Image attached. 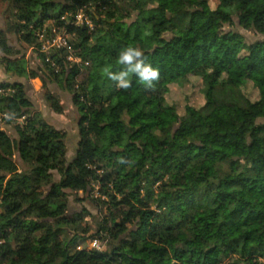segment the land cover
I'll use <instances>...</instances> for the list:
<instances>
[{"label":"trees","instance_id":"16d2710c","mask_svg":"<svg viewBox=\"0 0 264 264\" xmlns=\"http://www.w3.org/2000/svg\"><path fill=\"white\" fill-rule=\"evenodd\" d=\"M208 4L9 0L0 65L25 79L0 81V117L17 132L0 125V264H264V0ZM80 11L92 27L75 23ZM54 27L68 45L47 53L40 36ZM12 35L37 52V68ZM128 45L159 69L151 87L134 74L126 89L108 78ZM35 78L57 113L50 83L73 95V155L68 131L35 110L26 84ZM192 78L204 102L181 113L171 85ZM97 184L107 201L94 198ZM69 191L108 204L95 234L87 209L70 213ZM95 237L104 251L88 248Z\"/></svg>","mask_w":264,"mask_h":264},{"label":"rangeland","instance_id":"374dc122","mask_svg":"<svg viewBox=\"0 0 264 264\" xmlns=\"http://www.w3.org/2000/svg\"><path fill=\"white\" fill-rule=\"evenodd\" d=\"M217 2L218 0H210V4H208L207 7L209 5L215 7L217 5ZM8 8L9 0H0V28L6 27V21L9 17ZM238 30L247 35L249 39L255 40V36L252 33L244 31L241 28H239ZM53 34L54 33L52 31L51 36ZM10 41L21 50V55L26 56L32 67L37 68L39 66L40 60L38 58V54L37 52H35L32 46H29L25 43H21L18 37L15 35L10 36ZM24 79L25 78H21L18 75L13 74L12 72H8L6 70L5 65H0V81L14 82L23 81ZM26 84L28 86L29 95L31 96L35 104V110L38 111L40 116L45 119V121L49 125L54 126L58 129H64L68 131L67 144L70 147L71 155H73V153H75L77 149V143L79 138L78 121L80 114L78 113L76 107L72 102V93L66 88H63L62 86L56 83H50V87L61 95L62 103L64 105V111L62 113H57L50 108L49 104L44 98V83L40 78L28 80ZM168 101L171 104L176 105L178 111L181 113H183L187 104H193L196 106L201 105L204 102V97L202 94L200 82L198 81V79L192 78L191 81L185 86L172 84L171 91L168 95ZM22 120L23 119H20L19 121L22 122ZM261 121L264 122V119H262ZM0 125L6 130H8V132L12 136L17 135L15 126L13 124L9 125V123L5 119H1V117ZM122 127V123L116 125V128L118 130H122ZM218 150H221V148H218ZM201 157L207 160V163L210 168L212 156L210 154L202 153ZM16 159L21 166H24V162L22 161L18 153L16 154ZM54 175L56 180L60 179V175L58 172L55 171ZM69 194L70 213L87 209L91 213V215L87 216L86 219L93 226L92 230L89 232L88 235L95 234L97 227L102 224L104 215L108 208V204H100L95 199L97 198L107 201L108 197L100 192L99 184L96 185V188L94 190L95 199L92 197H87L83 192L69 191ZM87 246L88 248L98 249L100 251H104L107 248V245L104 243V241L98 237L90 238L88 240Z\"/></svg>","mask_w":264,"mask_h":264},{"label":"clouds","instance_id":"9594fccd","mask_svg":"<svg viewBox=\"0 0 264 264\" xmlns=\"http://www.w3.org/2000/svg\"><path fill=\"white\" fill-rule=\"evenodd\" d=\"M117 63L124 65V68L117 72L107 71L108 78L116 81L117 88H128L130 86L129 77L133 74L146 87H151L159 77V69L147 62L142 49L138 46L123 47L118 52Z\"/></svg>","mask_w":264,"mask_h":264},{"label":"built area","instance_id":"2783aa9c","mask_svg":"<svg viewBox=\"0 0 264 264\" xmlns=\"http://www.w3.org/2000/svg\"><path fill=\"white\" fill-rule=\"evenodd\" d=\"M75 23L78 25L88 24L92 27V21L90 17L83 11L78 12V14L75 16ZM52 31L54 33L52 36L50 35L46 37L45 34H41L40 36V40L42 41V50L47 53H49L52 49L67 46L68 38L70 37V34L67 31L62 30L59 27H54ZM69 59L74 60L75 58L71 55L69 56ZM75 60L78 62L80 61V59ZM53 65H55V63H53Z\"/></svg>","mask_w":264,"mask_h":264}]
</instances>
